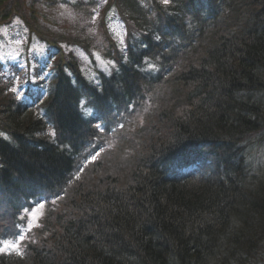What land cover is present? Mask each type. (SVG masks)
Wrapping results in <instances>:
<instances>
[{"label": "trees", "instance_id": "16d2710c", "mask_svg": "<svg viewBox=\"0 0 264 264\" xmlns=\"http://www.w3.org/2000/svg\"><path fill=\"white\" fill-rule=\"evenodd\" d=\"M62 3L65 29L60 0H0L39 48L0 61V238L26 234L0 264H264V0H108L126 51Z\"/></svg>", "mask_w": 264, "mask_h": 264}, {"label": "rangeland", "instance_id": "374dc122", "mask_svg": "<svg viewBox=\"0 0 264 264\" xmlns=\"http://www.w3.org/2000/svg\"><path fill=\"white\" fill-rule=\"evenodd\" d=\"M57 11H59L58 19L63 22L62 23L63 29H65L66 27H70L71 23H69V21H66V19L72 15H75L74 13H72L73 11L72 10H71L72 12L68 11L63 5L62 0H60V4L57 5ZM106 12H107V8H106V5H104L103 7L100 8V15L96 22L104 26L105 24L107 26V23H108L114 35L118 39L121 37L123 38L124 33H123L121 21L115 16V14L112 15V12H109V14H107L108 17H105ZM100 17L101 18L104 17V19L101 21ZM20 21H21L20 23H17L15 21L13 24H17V26H19L23 30L17 29V26L15 25L16 27H14L13 30L12 28H7L5 29L6 31H3V33L0 35V61L1 62H4V61L6 62L7 60H11L15 62L16 60H18L19 55L25 50V45L27 47H30L29 51L32 52V54L34 53L35 49H39L37 45H33L31 42H28L27 27H25V24L22 22V20ZM15 35L16 37H14ZM23 42H27V44L26 43L23 44ZM105 53H106V50H104V52H102V50L92 51L91 54L93 55L91 57L78 54V56L84 61L85 68L91 69V71L93 72L91 74V71H90L89 74H91V76L87 74V78L89 79V81H91L94 84H98L100 82L98 79L96 70L110 72L115 67L114 61L107 58L105 56ZM19 91L22 93L21 90ZM42 203H44V201ZM44 209H45V206L43 207V209H40L38 206L33 211L38 210L42 218L44 214ZM30 214L31 212L26 213V215H29L30 220H31ZM12 240L14 239H8L7 241H12ZM0 241H4V240L0 238ZM22 248L23 246L21 247V251H22ZM0 255H6V254H0Z\"/></svg>", "mask_w": 264, "mask_h": 264}, {"label": "snow or ice", "instance_id": "6c2138e0", "mask_svg": "<svg viewBox=\"0 0 264 264\" xmlns=\"http://www.w3.org/2000/svg\"><path fill=\"white\" fill-rule=\"evenodd\" d=\"M73 3H75V0H72ZM160 3L165 7V9L169 8L172 3L173 0H160ZM108 4V0H96V3L94 6H92L91 8V12H92V16H91V22L95 23L97 21V19L99 18L100 15V8L103 7L104 5ZM17 23H20V19L17 18L16 20ZM109 33H111V29L109 28ZM114 36V34H112ZM123 35H127V32L125 30ZM156 39L159 40L160 37L156 36ZM123 45L124 48L123 50L126 51L127 50V46L125 43V40L123 38L118 39L117 41V46H121ZM114 66V65H113ZM149 68L152 70H155V66L154 65H149ZM8 91L15 96V98L17 100L21 99L22 93L19 91V89L15 86H10L8 88ZM99 120H102L103 118H98ZM98 119H93L92 123L95 125L96 129L98 131H103L104 129V125L100 122H98ZM120 127L122 128L123 125L121 124ZM71 147V146H69ZM99 146H97L98 148ZM99 156V151L98 150H94V154H91V159H90V163L91 162H96L97 158ZM57 199H59V196H57ZM53 203H55V200L53 201ZM44 204L41 203L39 205L40 209H43ZM31 220L28 226L27 231L30 233L33 231L34 228H40V219H41V214H39L38 210L37 211H32L31 214ZM21 219H23V217H21ZM26 241V236L23 233L18 234L14 240L12 241H0V254H6V255H15L19 258H23L24 257V253L21 251V247L23 246V244ZM33 243L35 241H32Z\"/></svg>", "mask_w": 264, "mask_h": 264}]
</instances>
